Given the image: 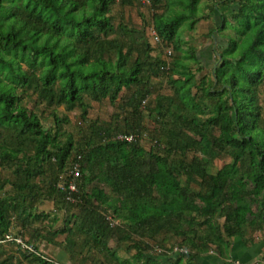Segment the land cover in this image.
I'll return each mask as SVG.
<instances>
[{"label":"trees","instance_id":"obj_1","mask_svg":"<svg viewBox=\"0 0 264 264\" xmlns=\"http://www.w3.org/2000/svg\"><path fill=\"white\" fill-rule=\"evenodd\" d=\"M141 1L150 23L139 9L138 28L118 20L115 8ZM201 5L0 0L7 12L0 13V135H12L0 144V168L12 175L0 180V238L10 233L37 252L3 243L0 264H56L47 245L61 247L71 264H196L209 251L226 255L228 240L247 228L264 232V0L209 3L222 16L218 34L230 21L233 35H222L214 67L198 77L196 52L183 50L177 31H193L208 16ZM149 25L155 48L143 34ZM163 47L174 56L153 55ZM159 78L169 94L140 109ZM104 102L114 107L110 120L89 118ZM72 111L89 123L81 147L64 130ZM118 133L136 139L113 140ZM223 158L229 162L210 173ZM74 162L80 177L71 194L65 173ZM46 202L54 215L39 209ZM7 246L17 254L5 256Z\"/></svg>","mask_w":264,"mask_h":264},{"label":"rangeland","instance_id":"obj_2","mask_svg":"<svg viewBox=\"0 0 264 264\" xmlns=\"http://www.w3.org/2000/svg\"><path fill=\"white\" fill-rule=\"evenodd\" d=\"M211 2H214V0H201L202 5L200 6V9H201L200 11H201V13H203V16H206V15L209 16L210 15L209 3H211ZM141 3H143V5H144L143 7H140V6H142ZM147 8H148V3L146 1H141V2H138V4L134 7H117V8H115V13L117 15L118 20H124L125 22H127V24L138 28V26L141 25V17L138 14L139 11L141 14H143L144 18L147 19V21L150 23V11L147 10ZM138 9H139V11H138ZM0 13L7 14V12L5 10H0ZM231 26H232V23L229 21L227 23V27H228L227 31L228 32L227 31L223 32L222 33L223 37L224 36L229 37V36L233 35V31H232ZM212 27L213 26L211 25L210 29H212ZM203 30H204V28H202V26H201V27H199L198 32L201 33V32H203ZM210 32H211V30H210ZM143 34L152 46L155 45L154 43L158 44L159 38L156 35V33L152 30L151 25L143 28ZM177 35H180L181 39L185 42V44L183 45V50L189 51L193 48H196L197 54L203 53L204 52L203 48H204L205 44L210 42L208 35L203 36L201 38H198L197 36H195V38H194V34L192 37V33L189 32L185 28L178 30ZM153 38H157V40L154 42ZM186 39H188V40H186ZM190 39H191V41H190ZM156 46H158V45H156ZM154 48H155V46H154ZM215 48L216 49H215V53H214V59H215L218 47H215ZM196 50H194V51H196ZM153 55L154 56L165 55V57L167 58L166 49L164 47L162 48V50L159 49V51H154ZM171 56H174V53L172 51H171ZM214 64H215V60H213L212 66L210 68H207L205 65L201 64L202 70H200L199 73H196L198 75V77L203 76L205 74L209 75L208 71L214 67ZM203 66H205V67H203ZM193 69L196 70V67L194 66ZM152 84H153L155 91H154V93H152L151 98L147 97L146 104L149 100L151 101L152 98L157 93L169 94V92H170L169 87L167 85V79H163V78L154 79L152 81ZM260 90H261V101H263V103H264V85L261 87ZM113 112H114V107L111 106L110 104H107L106 102L101 103L99 105L93 104V108L89 111V118H92V119L97 118V119L102 120V121H109L110 117H111L110 115ZM47 113L48 112H45V114H44V117H46V118H45V120H43L44 121L43 124H44V126L49 127L51 125L52 121H51V118L47 116ZM63 113H64L63 108H59L58 109L59 116L63 115ZM67 115L69 116V124L64 126V130L66 132H69V133H72L73 135H75V137L78 141L77 147H81V146H83V143H84V141H82V137L86 136L89 133V129H88L89 123L84 122L80 119L79 111H72V112L67 113ZM11 138H12L11 132H9L7 129H3L1 131V135H0V144H2L4 141L9 142L11 140ZM228 162H229V159H227V158L215 160L212 164L209 165V172L214 173L217 169L221 168L224 164H226ZM11 176L12 175L9 172H6L4 169L0 168V180H2L4 178H10ZM96 186H97L96 183L90 184L88 189L91 191ZM193 187H194V189L197 190L198 189V183L194 184ZM6 189H8V188H6ZM105 191H106L107 195H110V192L107 189H105ZM59 218H60V216H59ZM251 218H252L251 216H248V219H251ZM245 232L249 233L250 236L253 234V231L251 232V230L249 228H247V230ZM180 241H181V239H176V242L174 243L175 246H178L180 244ZM172 242H174V241H172ZM112 245H114L113 242L110 243V246H112ZM122 247H123V248H121L122 252H120V254L121 255H123V254L127 255L128 253H125L123 250L125 248V245H122ZM154 247H159V246L152 245V248H154ZM6 248L7 249L5 251V256L10 255V253H12L14 255L17 254V252L15 251V249L13 247L7 246ZM43 248H44V246H42V249ZM177 248H179V247H177ZM160 249H162V248H160ZM179 249H184V247H181ZM44 250H46V248ZM162 250L165 251V249H162ZM45 252H48V251H45ZM175 253H177V252H175Z\"/></svg>","mask_w":264,"mask_h":264},{"label":"crops","instance_id":"obj_3","mask_svg":"<svg viewBox=\"0 0 264 264\" xmlns=\"http://www.w3.org/2000/svg\"><path fill=\"white\" fill-rule=\"evenodd\" d=\"M221 22L222 16L215 10L212 14L210 13L208 17L202 19L199 24H196L193 31H190L192 33V37L194 34V38L195 36L198 38L206 35L209 36L210 42L205 44L203 48L204 52L200 54L196 53L200 64L205 65L207 68H210L213 60H215V47H219L224 43L222 33L218 34L217 32V30L221 27ZM211 25L213 26L212 29H210ZM201 26L204 30L200 33L198 30ZM210 30L211 32H214L211 35ZM191 50L194 51L196 48ZM195 52H197V50ZM39 209L47 213L51 212V215H54L52 202L44 203L39 207ZM59 216L61 217V214H59ZM57 223L58 228L61 227V221H58ZM62 238L64 239V237ZM228 244L229 246L226 255L223 256L217 252L209 251V253L198 257L196 264H234V262H239L240 264H264V232H253L251 236L249 233H245L243 237H234L229 239ZM46 251H48L58 263H72L68 254L59 246L47 245Z\"/></svg>","mask_w":264,"mask_h":264},{"label":"built area","instance_id":"obj_4","mask_svg":"<svg viewBox=\"0 0 264 264\" xmlns=\"http://www.w3.org/2000/svg\"><path fill=\"white\" fill-rule=\"evenodd\" d=\"M154 42L157 40V38H153ZM171 55L170 50H166V56L169 57ZM146 99L142 100L140 103V109H144L146 106ZM115 141L119 142H126L131 143L134 142L136 139V135L134 134H124V133H118L111 137ZM80 177V166L78 162H74L72 166L69 168V170L65 173V179H67L66 183V190H68L69 193H77L78 192V178ZM67 200L74 202V200L70 199L69 196H67ZM106 220L108 221L110 227H113L115 225V222L113 221L112 217L108 215L106 217ZM3 243H14L17 245L21 250L26 251L27 253H37L33 247L23 241L20 237H14L10 233H6L3 238H0V244ZM174 251L177 253H186L187 250L179 249L177 247L174 248ZM41 252V251H40ZM153 252L157 255H161L165 253L164 250L160 249L159 247H154ZM61 264V263H56ZM234 264H240L239 262H234Z\"/></svg>","mask_w":264,"mask_h":264}]
</instances>
